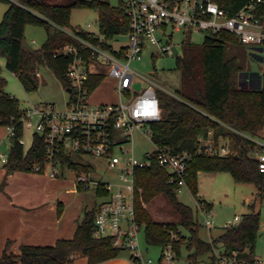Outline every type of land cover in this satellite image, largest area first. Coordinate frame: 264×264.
I'll list each match as a JSON object with an SVG mask.
<instances>
[{"label": "trees", "instance_id": "16d2710c", "mask_svg": "<svg viewBox=\"0 0 264 264\" xmlns=\"http://www.w3.org/2000/svg\"><path fill=\"white\" fill-rule=\"evenodd\" d=\"M0 22V57L5 58L6 67L16 73L27 91L37 89L41 66L49 67L62 81L71 58L56 55V51L66 43L78 44L65 29L71 28V14L77 7L93 8L99 12V30L108 40L125 34L130 29L129 18L122 5L113 6L109 0H73L67 4L63 0H11ZM170 7L182 0H165ZM230 14L239 11L250 0H215ZM256 15L264 21V5H260ZM41 25L46 29L47 38L40 48L33 52L23 46L28 25ZM85 36L88 33H84ZM99 41V40H98ZM111 47L109 42H101ZM228 43H241L230 32H210L202 44H195L187 37L182 43V55L178 57L181 73V90L176 94L158 89L162 118L150 125L152 140L160 146H167L173 153L193 150L198 137L213 130L216 137L231 143V152L226 156L196 155L185 177L187 186L198 197L197 183L200 171L229 172L237 182H252L264 197V175L258 169L257 160L252 156V142L240 134L260 135L264 129V87L258 85V75L251 73L256 82L251 88L238 84L239 74L244 71L235 59L226 58ZM242 44V43H241ZM252 76V77H253ZM242 78V76H241ZM240 78V81H241ZM101 76L93 78L90 89L96 88ZM250 80V79H246ZM6 79L0 69V126L14 127L10 135L9 161L4 165L8 172H33L32 166L39 164L44 173L51 159L46 155L44 137L34 133L31 147L25 150L21 139L24 135L23 110L20 101L5 90ZM53 161L67 164L76 172H91L93 165L76 161L71 156L55 157ZM136 182L141 193L135 199L136 219L145 230L148 245L160 248L173 243L178 259L183 249L185 261L197 264L204 255H209L211 264H218L216 251L223 247L225 255H236L253 260L255 246L261 228V214L252 211L243 215L236 225L225 228L211 241L199 235L200 223L191 206L178 198L182 188L178 181L170 182V172L160 165L154 156L149 165L136 171ZM97 196L106 194L104 188L97 190ZM158 195H163L171 210L178 214V221H159L153 218L145 207ZM198 201H203L197 198ZM205 202V201H203ZM208 204V203H207ZM211 207L210 204H208ZM98 206L85 208L72 238L58 239L53 245H24L20 254L9 250V243L0 257V264H73L76 254L88 257L89 264H97L120 255L121 249L113 246L112 238L94 235L95 217ZM181 228L182 231H178ZM183 229L187 230L184 234ZM172 231L179 234L172 239Z\"/></svg>", "mask_w": 264, "mask_h": 264}, {"label": "built area", "instance_id": "2783aa9c", "mask_svg": "<svg viewBox=\"0 0 264 264\" xmlns=\"http://www.w3.org/2000/svg\"><path fill=\"white\" fill-rule=\"evenodd\" d=\"M11 1L22 4L19 0ZM120 5L129 18L130 29L119 35H126L128 43L116 48L112 45L115 37L108 40L100 31L65 29L78 42L66 43L55 53L71 58L65 73L66 81L60 80L69 94L65 107L60 108L54 103L22 107V120L25 127L30 116L40 115L35 133L44 137L46 155L51 159L48 167L53 169L50 173L52 177L59 176L58 166L76 172L67 164L53 161L55 157L73 158L75 154L104 159L107 167L116 171L117 179L110 181L91 178L90 172H76L75 183L78 187L84 190L104 188L106 191L100 196L101 202L95 217L96 237L110 236L114 247L130 251L131 264H179L173 243L161 248V256L157 260L146 256L142 250V226L136 219L135 210V199L140 190L136 171L149 165L155 156L160 165L170 172V182L178 181L182 187L187 185L185 177L196 155L226 156L231 152V143L216 137L214 131L209 130L198 137L197 147L193 150L173 153L169 147L155 144L150 125L162 118L158 85L150 77L138 72L132 62L142 56L147 43L154 45L159 52L174 53L176 45L173 36L179 31L190 34L230 32L241 43L262 48L264 21L256 15V11L260 5H264V0H250L234 14H230L215 0H182L175 7H170L165 0H120ZM101 42H109L111 47ZM107 74L117 79L118 92L124 98L115 103L93 105L89 102L93 78ZM36 75L41 77L39 69ZM137 84L140 87H136ZM7 129L9 135L14 133L13 126ZM136 129L149 137L155 146L153 151L145 154L143 160L137 159L134 152L130 153L125 147ZM238 132L252 142V156L264 175V129L260 135ZM21 142L24 143L23 138ZM121 153L126 155L122 156ZM8 161L9 152H0V166ZM32 168L33 172H41L39 164H34ZM199 208L203 213L200 225L209 229L215 227L211 207L200 201ZM240 221L241 216L236 215L234 219L226 221L222 228L232 227ZM178 231H182L181 228ZM171 233L173 240L179 239L177 231ZM216 254L218 264H264V258L247 260L236 253L225 255L221 251H216Z\"/></svg>", "mask_w": 264, "mask_h": 264}, {"label": "rangeland", "instance_id": "374dc122", "mask_svg": "<svg viewBox=\"0 0 264 264\" xmlns=\"http://www.w3.org/2000/svg\"><path fill=\"white\" fill-rule=\"evenodd\" d=\"M64 3H71L73 0H63ZM111 5H120V0H109ZM9 7V2L0 0V22L3 19L4 13ZM71 28L70 30L85 29L91 32H99V12L93 8L77 7L73 9L71 14ZM208 33H188L185 31L175 32L173 36V43L180 50L179 54L162 53L158 49L147 43L143 56L139 59L133 60L132 66L141 74L153 79L158 85V89L166 92L176 94L181 90V73L178 68V57L182 55V43L187 38L195 44H202ZM26 41L35 49L40 48L47 38L46 29L41 25L30 24L25 29ZM129 38L126 35L115 36L112 44L117 48L122 44H127ZM226 58L235 59L241 65L243 73L239 74L238 84L241 87L251 88L256 85L251 73L256 72L259 79L256 86L264 87V47L251 46L241 43H228L226 46ZM1 75L6 79L5 90L7 93L15 96L24 108L32 106H43L47 103H54L60 108L65 107V103L69 97L67 90L62 85L60 79L54 72L45 66L39 67L41 77H39V84L37 89L27 91L19 76L10 71L6 67L5 58H0ZM242 76V78H241ZM253 76V77H252ZM241 78V81H240ZM250 79V80H246ZM124 97L120 96L117 89V79L109 74L101 77L100 82L89 95V102L93 105L103 103L119 102ZM126 100V98H125ZM40 115L33 114L30 116L24 127V147L29 149L33 143L35 125L39 122ZM30 123V125H29ZM8 129L6 126H0V152L8 153L11 140L8 137ZM125 147L129 152H134L137 159L143 160L147 152L155 149L152 140L147 137L141 130L136 129L131 141L125 143ZM125 156V153H121ZM74 160L93 165V170L90 172L91 178H99L104 181L116 180V171L107 167L104 159H96L92 156H85L75 154ZM60 174L58 179H64L67 183L59 189V191L68 198L79 201L82 199L84 204L94 207L101 202V199L95 196L94 190L84 191L82 197H75L72 185L76 179L77 173L69 170L67 167L58 166ZM52 168L48 167L45 176L52 177L50 173ZM42 174L39 172H32ZM142 189L138 191L141 193ZM198 197H196L191 189L185 185L182 186L178 192V198L185 204L191 206L194 210L195 217L202 221L203 213L199 208L198 199L205 201L211 205V210L215 227L209 229L205 226H200L199 235L206 241L218 237L223 231L222 225L229 219H234L236 215L241 216L252 211V205H255V211L261 214V228L257 243L255 246V255L259 258H264V197L260 196L258 187L252 182H237L229 172H215V171H200L197 183ZM145 207L151 213L154 219L159 221H178V214L171 210L169 203L163 195H158L151 202L146 203ZM184 234L187 230L183 229ZM140 243L142 250L146 252L147 256L157 260L161 252V248L156 245H148L145 239L144 227L140 231ZM223 250L219 247L217 252ZM124 250L123 253H127ZM187 255L186 249H183L182 258L179 259V264H190L185 261ZM197 264H211L209 255H204L200 258Z\"/></svg>", "mask_w": 264, "mask_h": 264}, {"label": "crops", "instance_id": "0c3cea01", "mask_svg": "<svg viewBox=\"0 0 264 264\" xmlns=\"http://www.w3.org/2000/svg\"><path fill=\"white\" fill-rule=\"evenodd\" d=\"M44 173L8 172L0 166V257L8 243L10 251L20 254L24 245H53L58 239L72 238L85 208H91L82 199L77 201L65 197L59 191L68 181L48 177ZM92 189L97 196V190H89ZM89 190L78 187L74 181L71 191L79 198L83 196L82 192ZM123 252L97 264H131V252ZM73 264H89L88 257L76 254Z\"/></svg>", "mask_w": 264, "mask_h": 264}, {"label": "water", "instance_id": "95a60500", "mask_svg": "<svg viewBox=\"0 0 264 264\" xmlns=\"http://www.w3.org/2000/svg\"><path fill=\"white\" fill-rule=\"evenodd\" d=\"M23 46L28 49L29 51L33 52L34 48L31 46V44L28 41H24L23 42ZM180 50L178 49V47L174 46V53L175 54H179ZM136 87H140V84H137Z\"/></svg>", "mask_w": 264, "mask_h": 264}]
</instances>
